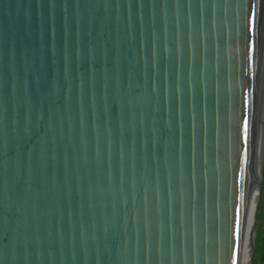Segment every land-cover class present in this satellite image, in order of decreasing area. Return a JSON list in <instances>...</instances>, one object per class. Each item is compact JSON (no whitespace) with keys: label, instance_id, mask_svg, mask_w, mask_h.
<instances>
[{"label":"water","instance_id":"obj_1","mask_svg":"<svg viewBox=\"0 0 264 264\" xmlns=\"http://www.w3.org/2000/svg\"><path fill=\"white\" fill-rule=\"evenodd\" d=\"M264 0H0V264H254Z\"/></svg>","mask_w":264,"mask_h":264},{"label":"trees","instance_id":"obj_2","mask_svg":"<svg viewBox=\"0 0 264 264\" xmlns=\"http://www.w3.org/2000/svg\"><path fill=\"white\" fill-rule=\"evenodd\" d=\"M261 164V197L254 237V264H264V145Z\"/></svg>","mask_w":264,"mask_h":264},{"label":"rangeland","instance_id":"obj_3","mask_svg":"<svg viewBox=\"0 0 264 264\" xmlns=\"http://www.w3.org/2000/svg\"><path fill=\"white\" fill-rule=\"evenodd\" d=\"M263 145H264V141H263ZM262 150H263V147H262ZM262 157H263V156L261 155V164H262ZM256 224H257V223H256ZM255 227H256V226H255Z\"/></svg>","mask_w":264,"mask_h":264},{"label":"bare ground","instance_id":"obj_4","mask_svg":"<svg viewBox=\"0 0 264 264\" xmlns=\"http://www.w3.org/2000/svg\"><path fill=\"white\" fill-rule=\"evenodd\" d=\"M262 147H263V144H262Z\"/></svg>","mask_w":264,"mask_h":264}]
</instances>
